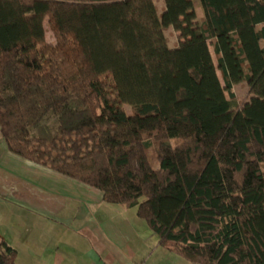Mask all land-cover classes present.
I'll use <instances>...</instances> for the list:
<instances>
[{
  "label": "trees",
  "instance_id": "trees-1",
  "mask_svg": "<svg viewBox=\"0 0 264 264\" xmlns=\"http://www.w3.org/2000/svg\"><path fill=\"white\" fill-rule=\"evenodd\" d=\"M163 2L0 0L1 139L190 264H264V0Z\"/></svg>",
  "mask_w": 264,
  "mask_h": 264
},
{
  "label": "crops",
  "instance_id": "crops-1",
  "mask_svg": "<svg viewBox=\"0 0 264 264\" xmlns=\"http://www.w3.org/2000/svg\"><path fill=\"white\" fill-rule=\"evenodd\" d=\"M0 135V236L14 264H157L165 251L137 216L96 188L11 153Z\"/></svg>",
  "mask_w": 264,
  "mask_h": 264
},
{
  "label": "rangeland",
  "instance_id": "rangeland-1",
  "mask_svg": "<svg viewBox=\"0 0 264 264\" xmlns=\"http://www.w3.org/2000/svg\"><path fill=\"white\" fill-rule=\"evenodd\" d=\"M154 2L157 6L156 9H157L158 14H161L163 9H164L163 0H154ZM195 11H196V19L195 20L197 22H199L200 21L199 19H201V17H202V11L198 7H196ZM45 29H46V39L49 42H53L54 37H53L49 27L45 26ZM163 34H165L169 46L174 47L178 43V41H179L178 33L171 26L165 27ZM214 59H215V57H214ZM218 76H219L220 80L222 81V84H224V81H223V78H222L220 71H218ZM232 90L235 93L236 98L238 100H241V101L242 100H248L252 96V94L250 92H248L249 86L245 81H240V82L234 83L232 86ZM226 94L228 95V93H226ZM124 107L127 110V112H130L129 106L125 105ZM157 243H158V239H157ZM161 250L165 251L166 253H164L165 254L164 259H163V255H162V260L158 261L157 264H190L189 262H187L182 257H180L174 253H171L162 247H161Z\"/></svg>",
  "mask_w": 264,
  "mask_h": 264
}]
</instances>
